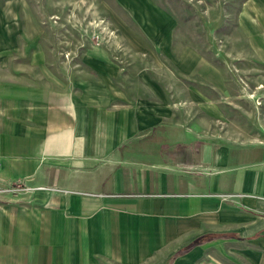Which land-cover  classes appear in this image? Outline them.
I'll return each mask as SVG.
<instances>
[{"label":"crops","instance_id":"1","mask_svg":"<svg viewBox=\"0 0 264 264\" xmlns=\"http://www.w3.org/2000/svg\"><path fill=\"white\" fill-rule=\"evenodd\" d=\"M0 70V264H264V144L152 123L106 63Z\"/></svg>","mask_w":264,"mask_h":264},{"label":"rangeland","instance_id":"2","mask_svg":"<svg viewBox=\"0 0 264 264\" xmlns=\"http://www.w3.org/2000/svg\"><path fill=\"white\" fill-rule=\"evenodd\" d=\"M106 63L152 123L264 144V0H0V70Z\"/></svg>","mask_w":264,"mask_h":264},{"label":"built area","instance_id":"3","mask_svg":"<svg viewBox=\"0 0 264 264\" xmlns=\"http://www.w3.org/2000/svg\"><path fill=\"white\" fill-rule=\"evenodd\" d=\"M23 189L21 182H17L15 185H10L2 190H0V194H16L18 191Z\"/></svg>","mask_w":264,"mask_h":264}]
</instances>
